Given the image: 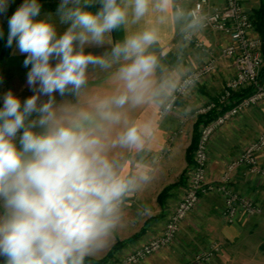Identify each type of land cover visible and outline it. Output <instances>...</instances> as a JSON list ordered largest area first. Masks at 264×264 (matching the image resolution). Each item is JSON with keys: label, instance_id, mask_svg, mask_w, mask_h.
<instances>
[{"label": "clouds", "instance_id": "1", "mask_svg": "<svg viewBox=\"0 0 264 264\" xmlns=\"http://www.w3.org/2000/svg\"><path fill=\"white\" fill-rule=\"evenodd\" d=\"M8 3L0 0V14ZM97 3L99 10L91 11ZM40 10L38 0H24L8 20V47L15 41L26 56L33 95L21 100L9 90L0 107V264H84L121 222L127 198L150 179L146 172L117 171L101 122L118 124L122 113L115 109L175 90V83L156 85L159 58L149 49L159 39L156 25L179 21L185 11L176 0H61L57 12L68 27L58 35L50 20H34ZM150 13L158 14L154 25L112 49L113 61H125L116 73L124 90L96 105L99 121L86 111L70 117L53 106L55 93L81 88L89 64L109 66L86 54V44L102 45L106 35L127 26L130 14L138 23ZM187 14L199 19L196 9ZM144 144L145 131L135 123L114 141L130 149Z\"/></svg>", "mask_w": 264, "mask_h": 264}, {"label": "crops", "instance_id": "2", "mask_svg": "<svg viewBox=\"0 0 264 264\" xmlns=\"http://www.w3.org/2000/svg\"><path fill=\"white\" fill-rule=\"evenodd\" d=\"M209 1L216 7L223 3V0ZM23 2L24 0H9L7 11L0 14V29L4 33L3 38H0V45L8 35L9 18ZM38 3L41 5V10L34 20H50L56 27L57 34L62 35L68 25L60 22L57 12L61 0H38ZM243 4L252 15L259 7L260 0H243ZM99 7L97 3L90 10L96 12ZM187 9L186 5L185 16L181 20L174 21L169 18L163 25H156L159 28V39L151 46L149 52L159 58V65L153 77L157 86L162 82L177 84L184 74L208 58L205 50L195 48L183 41L184 32L195 33L209 52L215 56L220 55L221 46L228 40L222 34L205 31L196 24V27H193L194 24L187 14ZM156 15L158 14L150 13L138 23H132L130 14L127 26H121L106 35L102 45L86 44L84 46L86 54L108 60L109 66L89 64L85 72V83L81 88L78 91L69 90L63 96L55 93L53 106L70 117H74L80 111H86L99 121L96 105L124 90L123 82L117 79L116 73L125 61L112 60L113 47L123 42L127 35L154 25ZM25 58V55L19 53L15 41L0 57L1 103L2 97L9 90L21 100L33 95V91L27 84L29 68L24 67ZM233 74L234 67L231 60L221 58L213 75L214 81L211 75L205 77L177 102L173 111L159 114V109L169 95H158L136 107L125 105L121 109H115L122 113V120L118 124L101 122L105 127L107 154L118 165L117 171L126 176L146 172L150 179L127 198L122 210L121 222L112 231L101 249L85 257L84 264H112L161 232L168 215L187 185L188 172L192 163L188 159L189 148L197 122L195 110L200 104L215 97L222 90L226 79ZM41 101L47 102L48 97H41ZM133 123L145 131L143 149L114 145L117 137ZM199 128L200 125H198ZM174 131L178 133L170 141L169 136ZM261 132H264V102L241 112L215 132L208 150L209 178H217L225 164ZM168 145L169 150L166 149ZM259 161L264 165V151L260 154ZM169 186L172 187L158 200L159 194ZM231 186L233 190L259 203L262 212L252 217L240 216L236 223L228 224L221 213L220 196L215 194L218 200L217 205L209 201L212 194L203 196L181 223L173 242L139 264H185L194 252L205 249L211 241H216L212 238L220 243L217 257L209 262L195 264H264V179L248 174L243 167H239L232 175ZM201 208L204 213L196 214ZM215 209L218 216L213 215ZM202 219L205 224L200 229ZM196 226L199 227L196 228ZM194 230H202L198 232L200 236L197 235L195 238L194 233L197 232ZM117 242L119 246L112 258L108 262L98 263L97 261L105 258Z\"/></svg>", "mask_w": 264, "mask_h": 264}, {"label": "built area", "instance_id": "3", "mask_svg": "<svg viewBox=\"0 0 264 264\" xmlns=\"http://www.w3.org/2000/svg\"><path fill=\"white\" fill-rule=\"evenodd\" d=\"M176 3L183 10L186 5L188 11L197 10L199 19L193 20L189 16L193 24L205 31L220 33L228 40L221 46L220 55L215 56L195 33L192 31L183 33V41L195 48L205 50L208 58L180 78L175 90L159 109V114L173 111L177 102L187 95L191 88L216 71L219 59H230L234 74L226 79L222 90L215 97L200 104L195 110L197 116L205 115L214 109L219 113L209 122L200 125L187 185L168 215L161 232L112 264H139L168 247L176 238L181 223L203 196L209 194L220 196L221 213L228 224L236 223L240 216L252 217L262 212L259 203L233 190L231 181L234 171L239 167H243L248 174L264 179V165L259 161V156L264 151V132L259 133L240 153L231 158L217 178L212 179L208 175L209 143L215 132L241 112L264 102V83L259 79L264 62L260 33L256 30L253 18L244 6L243 0H223V3L217 7L212 6L209 0H176ZM201 25L205 26L201 27ZM248 89L250 91L246 95L235 97L236 93ZM177 133V131L172 132L169 140L172 141ZM166 149L169 150V145ZM219 251L220 243L211 241L205 249L194 252L185 264L209 262Z\"/></svg>", "mask_w": 264, "mask_h": 264}, {"label": "trees", "instance_id": "4", "mask_svg": "<svg viewBox=\"0 0 264 264\" xmlns=\"http://www.w3.org/2000/svg\"><path fill=\"white\" fill-rule=\"evenodd\" d=\"M251 17L253 18V22L255 24V28L257 31H259V26H262L264 27V0H260V4H259V7L254 11V14L251 15ZM7 41H8V35L4 38L3 40V43L1 44V52L0 54H4L10 47H8V44H7ZM262 52H263V61H264V42L262 43ZM259 79L260 81H264V62H263V65L261 67V70H260V74H259ZM250 90H243L241 92H238L235 94V97L236 98H239L241 96H244L246 95ZM219 113L218 110L214 109V110H211L209 111L207 114L205 115H198L197 116V122L195 124V132L193 134V140H192V143H191V146L189 148V155H188V159L190 160L191 163V166L193 164V151L196 147V144H197V140H198V137H199V129H198V125H201L202 123H207L209 122L210 120H212L217 114ZM172 187V186H171ZM170 186L169 187H166L158 196V200L161 199L162 196H164L166 194V192L171 188ZM118 243L115 245V247H113L110 252L107 254V256H105V258L97 261L98 263H105V262H108L109 259L112 258L113 256V253L116 251V249L118 248Z\"/></svg>", "mask_w": 264, "mask_h": 264}, {"label": "rangeland", "instance_id": "5", "mask_svg": "<svg viewBox=\"0 0 264 264\" xmlns=\"http://www.w3.org/2000/svg\"><path fill=\"white\" fill-rule=\"evenodd\" d=\"M0 52H1V45H0ZM0 57H2V55L0 54ZM213 75H214V73L210 76L211 78H212V80L214 81V77H213ZM209 198H211L209 201H211V202H213L215 205H217L218 203H216L218 200H217V195H215V194H212V195H210V197ZM204 213V210H203V208H201V209H199V210H197V213L196 214H203ZM213 215H215V216H218V212H217V209H215V212L213 213ZM189 216V215H188ZM216 219H218L217 217H216ZM200 224H201V226L199 227V226H196V228H200V229H202V226L205 224L204 223V219H202L201 221H200ZM202 230H194V232H197V233H194V237L196 238V236L198 235V232H201ZM198 236H200V234L198 235ZM213 240H216V241H218L217 239H215V238H212ZM217 255H218V253L215 255V257H214V259L217 257ZM214 259H212V260H214ZM179 260H180V258H179ZM178 261V260H177ZM177 261H176V263H177Z\"/></svg>", "mask_w": 264, "mask_h": 264}, {"label": "water", "instance_id": "6", "mask_svg": "<svg viewBox=\"0 0 264 264\" xmlns=\"http://www.w3.org/2000/svg\"><path fill=\"white\" fill-rule=\"evenodd\" d=\"M259 33H260L262 41L264 42V27L259 26ZM0 107H2L1 101H0Z\"/></svg>", "mask_w": 264, "mask_h": 264}]
</instances>
